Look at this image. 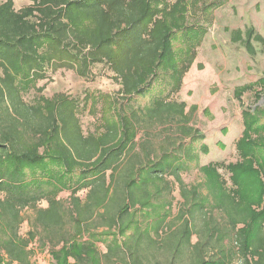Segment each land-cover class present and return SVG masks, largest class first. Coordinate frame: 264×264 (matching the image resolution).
Here are the masks:
<instances>
[{
	"label": "trees",
	"instance_id": "obj_1",
	"mask_svg": "<svg viewBox=\"0 0 264 264\" xmlns=\"http://www.w3.org/2000/svg\"><path fill=\"white\" fill-rule=\"evenodd\" d=\"M30 2L18 10L15 0L0 1V220L9 233L0 240V264L5 255L8 264H28L36 236L21 240L26 210L35 212L39 246L55 264H264V214L229 186L220 174L227 169L208 165L200 183L184 179L205 139L185 116L186 103L171 91L149 103L161 72L182 80L166 14L154 21L146 0ZM253 34L244 39L238 31L233 41L254 53ZM55 60L82 77L101 68L116 86L109 94L120 124L87 133L65 101H27ZM50 153L78 174L60 186L66 201L31 184L23 170L44 166ZM102 228L124 243L99 250Z\"/></svg>",
	"mask_w": 264,
	"mask_h": 264
},
{
	"label": "rangeland",
	"instance_id": "obj_2",
	"mask_svg": "<svg viewBox=\"0 0 264 264\" xmlns=\"http://www.w3.org/2000/svg\"><path fill=\"white\" fill-rule=\"evenodd\" d=\"M184 1L146 0L152 14L157 11L154 21L166 14L164 21L173 35L174 59L182 72L180 82L161 72L149 103L158 96L166 97L171 91L175 99L186 103L185 116L190 115L191 124L205 136L198 143L197 160L191 164L190 173L184 175L187 184L200 183L203 175L200 168L223 165L227 172L220 170V174L226 176L239 198L264 214V50L257 40V37L264 39V0H186V9L182 5ZM15 4L20 10L31 2L15 0ZM87 22L82 23L94 31L93 24ZM249 30H254V53L243 43L233 41L238 31L246 39ZM59 67L62 65L56 60L47 67L50 68L47 78L25 93L27 101L36 103L42 99L47 104L65 101L77 112L87 133L97 132L105 125L120 124V107L109 94L116 86L110 79H103L101 68L92 69V74L82 77L77 70ZM244 114L249 122H245ZM203 146L208 148L207 153L201 149ZM46 162L44 166L23 170L31 184L35 182V186L66 201L69 193L58 192L60 186L73 185L78 174L67 171L55 153H50ZM202 181H206L205 177ZM203 192L207 194L208 190ZM177 204L176 201L174 214ZM35 220L34 211L23 212L21 240L28 241L31 233L36 236L29 242L31 252L27 263L55 264L50 253L39 246ZM1 224L0 220V240L4 241L9 233ZM95 234L96 247L103 251L107 242L116 240L114 243L123 244L125 240L121 235L114 239L103 228ZM8 261L5 255L3 264Z\"/></svg>",
	"mask_w": 264,
	"mask_h": 264
}]
</instances>
